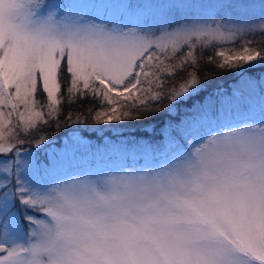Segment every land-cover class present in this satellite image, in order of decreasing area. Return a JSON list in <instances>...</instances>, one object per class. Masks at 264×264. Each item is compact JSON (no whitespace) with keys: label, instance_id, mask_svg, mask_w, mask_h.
I'll return each instance as SVG.
<instances>
[{"label":"snow or ice","instance_id":"snow-or-ice-1","mask_svg":"<svg viewBox=\"0 0 264 264\" xmlns=\"http://www.w3.org/2000/svg\"><path fill=\"white\" fill-rule=\"evenodd\" d=\"M257 33L264 0H0V264H264V49L221 47Z\"/></svg>","mask_w":264,"mask_h":264},{"label":"rangeland","instance_id":"rangeland-1","mask_svg":"<svg viewBox=\"0 0 264 264\" xmlns=\"http://www.w3.org/2000/svg\"><path fill=\"white\" fill-rule=\"evenodd\" d=\"M251 35L252 34H249V35L243 36V37L237 36L234 42L233 41L225 42V44L222 45L221 47L237 48L238 49V48H240V46L243 43V41L249 40V41L252 42V44H255V45H252V47L258 48L256 46V43L258 42V36L259 35H256L255 38L251 37ZM210 50H208V51L211 54H213V56H214V52H215L216 49H210ZM189 71H191V69H189ZM261 71H264V69H260V68L252 69V70H249L246 73V75H257ZM183 76H184V73L178 74V79L182 78ZM237 79H238V77L235 76L232 72L220 71L219 70V75L218 76L212 77L210 79L202 80V81H204L207 84V91L205 93H202L201 96L203 97L204 95H207L208 93L213 92L217 88L229 89V86L230 85H234V83H235V81ZM180 112H181V115H182L183 112H184L183 106H181ZM73 119H75V118H73ZM174 119L178 120L179 116L174 117ZM161 122H162L161 119L158 122L154 121V122H150V123H147V124L136 123V120L126 121V122H124V124L126 126L122 127V133H123V136H125V137L135 136V135H133L131 133H136V134H139V136L147 137L149 135V133L145 131V128L149 127L150 125H153V124H155L158 127ZM52 125H54V126L50 127L51 131L45 130L46 135L51 139V143L46 146V149H47V151L52 152L54 154H58L59 150L62 148L64 140H65V137L69 133V127L71 129H73V130L85 127L83 125H75V124L68 125V121H66V119H63V118L59 119V124L58 125L55 122H53ZM96 127H101V128L107 129L109 127H113V125H91V124H89L87 126V128L89 130L88 131H84L82 133V135L86 139L91 140L93 144H97V143L100 142V136L101 135L109 136V137L112 136L111 132L105 131L103 134H100V133H97L96 131L92 130V129L96 128ZM58 131L62 132V133L66 132L67 134H65L64 136L60 137V136L56 135V132H58ZM86 134H88L90 137L87 136ZM135 137L139 138L137 136H135ZM22 147L25 148V149H31V147H32L31 140L26 142ZM41 155H43V153H41Z\"/></svg>","mask_w":264,"mask_h":264},{"label":"trees","instance_id":"trees-1","mask_svg":"<svg viewBox=\"0 0 264 264\" xmlns=\"http://www.w3.org/2000/svg\"><path fill=\"white\" fill-rule=\"evenodd\" d=\"M256 35H259V34L258 33L252 34L251 37L255 38ZM252 45H255V44H252ZM256 46L258 47V49H264V36H261V35L258 36V42L256 43ZM197 55H198V57L200 56L199 52L197 53ZM209 56H213V54H211L209 51H206V52H204L203 57L201 59V66L198 69V75H199V78L201 80L210 79L212 77H216L219 75V70L213 64L207 63ZM177 79H178V76H177ZM90 106L98 107V105H91L89 101H83L82 103L74 104L71 107L65 106L63 108L62 114L60 115L59 119H62V118L66 119L69 112H71L72 117L75 118L78 113H80L82 110H86ZM159 120H160L159 118H154L152 120H139V121H136V123L147 124V123L154 122V121L158 122ZM53 126L54 125H52L51 127H53ZM46 130L51 131L50 128H47ZM65 134H67V133L66 132L62 133L59 131L56 132V135H58L60 137L64 136ZM131 134H133L137 137H142L136 133H131ZM86 135L89 136L88 134H86Z\"/></svg>","mask_w":264,"mask_h":264}]
</instances>
